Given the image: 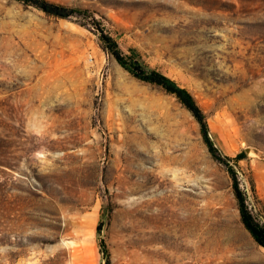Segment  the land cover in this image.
Masks as SVG:
<instances>
[{"label":"rangeland","instance_id":"rangeland-1","mask_svg":"<svg viewBox=\"0 0 264 264\" xmlns=\"http://www.w3.org/2000/svg\"><path fill=\"white\" fill-rule=\"evenodd\" d=\"M47 1L82 13L0 0V264H264L194 116L98 29L194 96L264 228V0Z\"/></svg>","mask_w":264,"mask_h":264},{"label":"trees","instance_id":"trees-1","mask_svg":"<svg viewBox=\"0 0 264 264\" xmlns=\"http://www.w3.org/2000/svg\"><path fill=\"white\" fill-rule=\"evenodd\" d=\"M19 1H22L25 4L34 5L47 14L54 15L60 18H68L74 14L82 13L80 10H71L61 5L53 4L47 0ZM98 29H100V39L103 43L104 49L108 51L124 69L129 71L136 78L144 82L157 85L164 89L168 94L175 96L178 101L194 116L200 126L203 140L207 145L212 157L219 163L226 166L229 174L231 175V178L233 180V189L239 204L242 223L244 224L247 231L251 234V236L255 239V241L262 247H264V228L255 221L253 215L248 209L245 194L240 188L237 173L235 172L233 166L230 164V159L227 157H223L212 142L206 116L194 96L186 88L181 87L177 82H175L168 76L145 66L142 63L141 56L135 51L132 52V56L128 61V59L123 55V52L121 51L115 39L107 35L102 28ZM243 157L244 155L241 154L237 159L240 160ZM97 231L100 237L102 232L101 223ZM100 246L102 247V253L107 258L108 254L106 245L102 240H100Z\"/></svg>","mask_w":264,"mask_h":264},{"label":"water","instance_id":"water-1","mask_svg":"<svg viewBox=\"0 0 264 264\" xmlns=\"http://www.w3.org/2000/svg\"><path fill=\"white\" fill-rule=\"evenodd\" d=\"M246 152H247L248 154H250V153H252V149H247Z\"/></svg>","mask_w":264,"mask_h":264}]
</instances>
